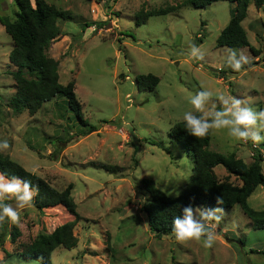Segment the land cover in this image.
I'll return each mask as SVG.
<instances>
[{
    "label": "rangeland",
    "instance_id": "rangeland-1",
    "mask_svg": "<svg viewBox=\"0 0 264 264\" xmlns=\"http://www.w3.org/2000/svg\"><path fill=\"white\" fill-rule=\"evenodd\" d=\"M45 1L71 14L58 21L60 34L45 52L58 62L59 82L74 83L83 117L97 126L96 131L80 135L85 127L77 123L62 95L42 104L33 115L12 110L9 99L15 87L8 55L13 43L0 24V140L10 145L0 152L30 172L35 169L58 190L73 185L79 215L73 227L77 244L54 249L51 264H264V229L254 228L238 204L194 207L223 210V219L214 224L217 239L210 248L196 241L179 243L172 234L154 236L141 211L149 197L140 182L151 179L169 196H176L188 182L191 156L168 132L185 112L193 111L191 97L201 88L211 91L214 99L231 95L264 108V5L248 6L241 24L257 53L249 46L233 48L251 57L246 70L234 73L225 64L230 48L216 45L235 6L229 1L202 8L182 5L172 13L149 16L139 25L138 12L184 0ZM16 11L14 0H0V16L13 20ZM99 21H104L100 29L82 28ZM191 44L201 47L203 60L186 54ZM147 73L156 75L158 84L138 91L136 76ZM52 138L61 142L53 144ZM209 149L234 153L247 165L253 153L264 157V143L256 147L250 141L236 142L224 130L210 132ZM261 169L264 174V160ZM215 173L220 180L227 175L221 166ZM229 180L240 183L233 176ZM247 201L253 209H264V184ZM73 219L60 205L42 212L32 205L21 210L15 242L9 234L12 224L0 227V264L13 259L34 264L36 258L16 253L17 244L29 243L37 234Z\"/></svg>",
    "mask_w": 264,
    "mask_h": 264
},
{
    "label": "trees",
    "instance_id": "trees-1",
    "mask_svg": "<svg viewBox=\"0 0 264 264\" xmlns=\"http://www.w3.org/2000/svg\"><path fill=\"white\" fill-rule=\"evenodd\" d=\"M215 1L222 0H184L182 4L140 11L136 17V24L144 23L152 15L172 13L182 5L202 8ZM223 1L234 3L235 6L231 10L230 20L216 38V45L231 49L249 46L241 22L246 16L250 3L260 9L264 5V0ZM14 2L17 7L15 18L10 20L7 16H0V24L3 25L13 43L8 55L13 67L9 74L14 80L15 87L9 99L10 107L16 113L26 110L28 114L33 115L42 104L57 95H62L65 97L67 108L75 115L77 123L85 127L80 135L96 131L97 126L90 124L83 117L81 104L75 96L74 83L70 81L63 85L59 82L58 62L45 52L49 44L60 34L58 21L69 19L70 12L49 4L45 0H33V2L14 0ZM103 24L104 21L84 23L82 28L94 26L100 29ZM249 49L257 53L251 46ZM135 81L137 90L145 91L154 89L159 78L152 73H147L137 75ZM168 135L187 151L193 165L188 182L176 196L164 193L151 179H141L143 189L149 197L141 206V211L145 214L148 229L154 236L171 235L173 219L183 215L184 207L191 205L194 208L207 203L221 207L238 204L244 214L251 219L254 228L264 229V209H253L247 201L256 187L264 184V174L261 169L264 157L260 153H253V161L247 165L234 153L223 154L213 151L209 149L210 133L203 138H195L186 131L183 120L176 122L170 128ZM51 142L56 144L61 140L52 138ZM217 166H221L227 173L222 180L215 173ZM0 172L9 177L19 176L30 181L34 187H38L39 194L35 197L32 206L39 212L45 208L60 205L74 217L73 220L58 225L49 233L37 234L29 243H18L16 253L23 257H34L41 264H51V253L58 246L67 249L76 246L77 238L73 233V227L79 215L71 195L73 187L71 183L64 189L58 190L42 177L30 174L31 172L21 164L1 152ZM231 176L240 183L231 182L229 180ZM217 197L223 199L222 204H217ZM11 227L10 239L11 242H15L20 231L17 224H12ZM227 239L233 241L232 237Z\"/></svg>",
    "mask_w": 264,
    "mask_h": 264
},
{
    "label": "clouds",
    "instance_id": "clouds-1",
    "mask_svg": "<svg viewBox=\"0 0 264 264\" xmlns=\"http://www.w3.org/2000/svg\"><path fill=\"white\" fill-rule=\"evenodd\" d=\"M184 54V53H182ZM193 60L204 59L200 46L191 44L187 50ZM251 63V57L243 49H227L225 64L234 73H240ZM193 111L185 112L183 122L186 131L195 138H203L212 131L224 130L236 142H251L258 147L264 143V108H255L245 100L235 96L219 95L215 99L211 91L201 88L190 100ZM200 113V115H197ZM10 147L7 140H0V151ZM35 169L30 174L34 175ZM39 194L38 187L19 176H7L0 172V227L16 224L20 220V211L34 203ZM9 201H14L10 203ZM223 199L217 197V204ZM221 208H183V215L172 222V235L179 243L196 241L210 248L217 239L214 224L223 219ZM10 264H23L13 259ZM39 264V261L34 262Z\"/></svg>",
    "mask_w": 264,
    "mask_h": 264
},
{
    "label": "crops",
    "instance_id": "crops-1",
    "mask_svg": "<svg viewBox=\"0 0 264 264\" xmlns=\"http://www.w3.org/2000/svg\"><path fill=\"white\" fill-rule=\"evenodd\" d=\"M3 26V25H2ZM4 28V27H3Z\"/></svg>",
    "mask_w": 264,
    "mask_h": 264
}]
</instances>
